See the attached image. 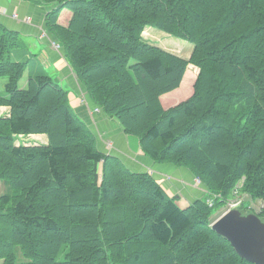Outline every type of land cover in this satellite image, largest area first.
<instances>
[{
  "label": "trees",
  "instance_id": "obj_1",
  "mask_svg": "<svg viewBox=\"0 0 264 264\" xmlns=\"http://www.w3.org/2000/svg\"><path fill=\"white\" fill-rule=\"evenodd\" d=\"M28 1L52 6L44 26L92 102L209 195L180 208L151 173L98 149L51 76L19 87L20 33L0 23V106L10 108L0 116V180L14 192L0 194L2 264H257L211 225L214 200L235 190L262 200L254 212L264 218V0ZM146 27L190 42L191 54L148 42ZM189 65L192 94L164 108ZM30 134L47 144L25 143Z\"/></svg>",
  "mask_w": 264,
  "mask_h": 264
},
{
  "label": "crops",
  "instance_id": "obj_2",
  "mask_svg": "<svg viewBox=\"0 0 264 264\" xmlns=\"http://www.w3.org/2000/svg\"><path fill=\"white\" fill-rule=\"evenodd\" d=\"M51 7L28 0H0V23L9 29L18 31L21 36L27 39L37 40L41 45L39 61L32 63L33 70L29 68L28 75L35 76L44 72L41 64L45 67L50 66L52 73L56 75L57 82L68 91L69 102L75 113L94 133L98 149L117 156L134 172L148 171L151 173L169 194L176 196V202L180 208L185 209L194 199L206 196L205 186L195 184V177L188 168L167 162H154L143 153L136 136L124 133L120 123L109 117L103 110L95 111L96 105L87 94L85 86L77 79L72 67L64 57L63 51L53 46L52 42L55 39L44 26V16ZM63 21L65 22V19ZM149 29L146 28L148 32ZM149 36L150 40L154 39V36ZM158 46L164 48L162 45ZM22 58H24V54L15 60L19 61ZM184 80L183 77L182 82ZM4 93L3 87L0 94ZM173 96L174 94L171 92L162 95L161 102L164 108L174 105L176 100L173 99ZM165 97L168 103L163 104L162 98ZM9 112L8 106H0V116H8ZM22 139L29 140L25 142L28 144H47L48 142L45 134H30L22 136Z\"/></svg>",
  "mask_w": 264,
  "mask_h": 264
},
{
  "label": "rangeland",
  "instance_id": "obj_3",
  "mask_svg": "<svg viewBox=\"0 0 264 264\" xmlns=\"http://www.w3.org/2000/svg\"><path fill=\"white\" fill-rule=\"evenodd\" d=\"M146 28H150L149 32L148 30H144L145 34H144V39H148V41H150L151 43L154 44H158V45H162L164 47V49L175 53L177 55L183 56L185 58H188L191 54V51L193 49V45L185 40H182L180 38L171 36L155 27H146ZM160 34V35H154V34ZM152 35L154 36V39L150 40V36ZM23 36L19 35L18 37V44L17 46L13 49L12 53H11V58L13 60H15L16 58H19L20 56H23L24 54V58H22L20 61H27V67L26 70L24 72V74L22 75V77L19 79L18 81V85L19 87L22 88H26L27 86V79L29 77L28 73H29V68H31L33 70V62H37L39 61V48L41 47V45L39 44V42L35 39H30V38H21ZM146 37V38H145ZM55 39V38H54ZM53 43H58L57 40L55 39ZM60 50H62L61 46L59 48ZM192 65H189V67ZM41 67L44 69V72H41L39 74L41 75H49L51 76L54 80H56V75L54 73H52V68L50 66L45 67L43 64H41ZM188 67V68H189ZM193 69L190 71L188 76H185L184 74V82H181L180 86L178 88H176L175 90H172L171 93L174 94L173 99H175V103H173L174 105L178 102L183 101L184 99L188 98L193 91V80H195V77L197 75L198 72V68L192 66ZM189 69L186 70V72H188ZM185 72V73H186ZM37 74V75H39ZM7 77L5 76H1L0 77V91L2 92L3 87H4V83L6 82ZM57 81V80H56ZM170 93V92H169ZM167 94V93H166ZM163 100V104H165V102L168 103V100H166L165 98H162ZM170 102V101H169ZM25 142L29 141L24 139ZM195 177V176H194ZM195 184L196 185H202L201 181L199 178L195 177L194 179ZM13 189L11 187L10 181L9 179H1L0 180V194H13ZM206 195H209L208 193H206ZM240 197H242V203L239 204L241 206H245L246 208L255 211V212H259L261 207H262V200H258V199H251L247 194H242L240 192H238V194ZM211 196V195H210ZM212 200H214L212 197H210ZM239 198V197H238ZM228 209V202H219L214 200V206L212 207V213L214 215V217L216 216H220L222 213H224L226 210ZM218 216V217H219ZM217 217V218H218ZM0 264H2V261L0 260Z\"/></svg>",
  "mask_w": 264,
  "mask_h": 264
},
{
  "label": "water",
  "instance_id": "obj_4",
  "mask_svg": "<svg viewBox=\"0 0 264 264\" xmlns=\"http://www.w3.org/2000/svg\"><path fill=\"white\" fill-rule=\"evenodd\" d=\"M212 228L249 261L264 264V218L245 206L227 209L212 223Z\"/></svg>",
  "mask_w": 264,
  "mask_h": 264
},
{
  "label": "built area",
  "instance_id": "obj_5",
  "mask_svg": "<svg viewBox=\"0 0 264 264\" xmlns=\"http://www.w3.org/2000/svg\"><path fill=\"white\" fill-rule=\"evenodd\" d=\"M53 46L57 49L60 48V44L59 43H53ZM96 111H98L99 109L96 108L95 109ZM235 192V197L231 198L229 201H228V207H233V206H236V205H239L241 204L243 201H242V197L238 196L237 195V190L234 191ZM239 197V198H238ZM209 204L211 205V202L209 201Z\"/></svg>",
  "mask_w": 264,
  "mask_h": 264
}]
</instances>
